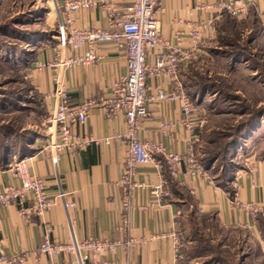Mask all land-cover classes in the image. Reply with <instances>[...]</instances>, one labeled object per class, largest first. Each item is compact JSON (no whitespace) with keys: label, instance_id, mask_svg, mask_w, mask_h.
Segmentation results:
<instances>
[{"label":"crops","instance_id":"obj_1","mask_svg":"<svg viewBox=\"0 0 264 264\" xmlns=\"http://www.w3.org/2000/svg\"><path fill=\"white\" fill-rule=\"evenodd\" d=\"M111 1L119 7L123 6L119 0ZM227 1L230 0H160L158 18L162 40L168 44L180 45L186 51L199 44V55L203 47L213 41L218 33L223 14L217 10V3ZM249 4L250 9L263 11L261 0H249ZM72 15L73 28L77 30L106 27L103 9ZM195 32L200 34L197 44ZM34 42L31 45L34 57L27 80L32 89L43 98L46 113L51 115L55 104V98L51 97L54 71H40L35 64L52 63L55 60L56 42L52 38L47 41L46 37L43 40L35 38ZM96 50L102 56L98 64L85 68H68L64 74L63 81L70 91L72 106H80L89 99L108 97L113 83L126 74V57L115 46L100 43L96 45ZM72 54V50L67 53ZM153 58L154 51L150 53L147 62L152 63ZM189 63L190 61L184 63L179 70L184 87V70ZM148 85L149 98L157 96L159 91H171L174 87L169 77L151 78ZM146 108L151 117L139 124V140L162 144L167 151L186 156L189 142L193 135L199 139L200 130L197 127L191 132L179 124L183 117L180 104L153 100L147 103ZM89 113L86 127L76 129L78 132L88 133L97 143H91L83 149L61 151L55 164L47 149L45 131L35 139L32 154L6 168L0 166V192L9 185L21 186V180L12 174V167L23 162L31 175L45 180L48 194L53 197L57 191V171L64 189L69 193L67 202L76 204L69 211L57 206L40 216L32 215L29 219L20 216L16 205H0V253L5 258L26 252V264H73L76 255L71 253H62L57 257L43 254L38 260L32 255L44 241L45 228L49 226L52 229L50 237L56 243H70L74 237L78 241L107 238L121 243L113 254H101V259L124 261L127 264H178L173 242L168 235L173 230L180 229L183 209L187 205L181 190L189 194L193 207L200 215H213L228 229H244L252 235L259 234L256 218L264 211V160L255 161L249 168L235 173L233 180L225 187L216 185L214 181L211 183L208 176L191 175L186 172L187 165L184 167L186 175L178 178L169 176L165 166L161 171L154 165L139 166L135 181L146 187L133 189L131 196L127 198L120 184L129 155V146L123 137L127 133L125 118L119 115L109 120L99 107L91 108ZM197 119L198 113L195 110L192 116L195 126ZM168 122H173L174 125L167 129L161 127ZM105 138L109 139L108 143L103 141ZM163 181L167 183L168 195L162 204L147 207L154 200L150 193L152 188ZM31 203L30 201L29 204ZM249 204L255 205L257 211L252 213ZM246 225L250 228H244ZM127 241H132L133 246H128Z\"/></svg>","mask_w":264,"mask_h":264},{"label":"rangeland","instance_id":"obj_2","mask_svg":"<svg viewBox=\"0 0 264 264\" xmlns=\"http://www.w3.org/2000/svg\"><path fill=\"white\" fill-rule=\"evenodd\" d=\"M249 10L240 17L224 14L215 39L184 70L186 93L204 120L195 158L216 185L264 160V22L260 11ZM57 28L52 0H0V161L14 164L29 140L47 131L50 115L27 80L30 42L54 40ZM180 192L187 205L178 264H264V211L256 218V236L200 215L189 194Z\"/></svg>","mask_w":264,"mask_h":264},{"label":"built area","instance_id":"obj_3","mask_svg":"<svg viewBox=\"0 0 264 264\" xmlns=\"http://www.w3.org/2000/svg\"><path fill=\"white\" fill-rule=\"evenodd\" d=\"M56 15H58L57 34L53 36L55 46V60L52 63L37 62L36 69L42 71L53 69L52 81L54 89L51 97L55 98L53 111L48 119L47 128V149L53 157V163L57 164V155L64 150L83 149L91 143H97L91 135L85 132H78L84 129L90 117V109L99 107L107 119L113 120L119 115L125 118L127 133L123 136L126 140L129 151L127 162L123 169L120 184L124 188V194L129 198L133 189L145 188L146 185L138 184L135 181L136 170L139 166H155L160 171L165 166L169 176L178 178L189 172L194 176H208L203 166L195 158L194 148L198 139L193 135L189 142V151L186 156L167 151L162 144L142 142L138 138V126L142 120L150 118L151 113L147 110L148 102L158 100L164 103L178 102L183 117L179 124L191 132L201 127L204 122L198 114L196 126L192 120L195 113L193 102L186 93L183 80L179 77L180 67L189 62L198 54L197 40L199 32H195L196 48L186 51L180 45L165 43L162 40L159 5L160 0H119L122 7L114 4L111 0H52ZM203 8H206L205 6ZM217 10L233 17L245 16L249 13V0H230L219 2ZM103 9L106 19V27L100 29L77 30L73 28V15L76 12ZM264 22V11L261 12ZM111 44L122 52L126 57V74L119 77L113 83L108 97L102 99H89L80 106L70 104V91L66 87L64 74L68 68L91 67L100 62L102 56L96 50V45ZM73 52L67 55L68 51ZM154 51L152 63L147 62L150 53ZM172 79L173 89L171 91H159L157 96L147 95L150 89L148 81L151 78ZM173 122L163 124L161 127L167 129L173 126ZM108 143L109 139H103ZM188 166L187 171L184 167ZM57 170V169H56ZM12 174L21 180V186H6L0 192V205H16L18 213L23 219H29L32 215L40 216L57 206L69 211L76 204L67 202L69 193L64 189L62 180L56 171L57 191L55 196H49L45 180L35 177L29 173L28 167L19 162L12 167ZM154 200L147 204L153 208L162 204L168 195L167 183L163 181L154 185L150 192ZM32 202L29 204V202ZM250 211L256 212L255 205H248ZM244 228L249 229L246 225ZM46 234L41 246L32 252L38 260L45 254L50 257H57L62 253L76 255L73 264H127L113 259H101V254H113L121 243L106 239L90 238L78 241L75 237L70 243L53 242L50 235L52 229L46 226ZM174 245L175 258L181 259L182 233L180 229L173 230L168 235ZM128 246H133L132 241H127ZM28 253L5 258L0 253V264H26Z\"/></svg>","mask_w":264,"mask_h":264},{"label":"trees","instance_id":"obj_4","mask_svg":"<svg viewBox=\"0 0 264 264\" xmlns=\"http://www.w3.org/2000/svg\"><path fill=\"white\" fill-rule=\"evenodd\" d=\"M251 11H255V9H253V10H251ZM256 12V11H255ZM257 13V12H256ZM39 39H41V38H39ZM44 39V38H43ZM34 40L35 39H32V41L30 42V45L32 44L33 45V43L35 44V42H38V41H35L34 42ZM30 65V64H29ZM31 66V65H30ZM39 97H40V95H39ZM41 98V97H40ZM41 102H42V104L44 103L43 102V98H41ZM44 105V104H43ZM37 138V137H36ZM35 138V139H36ZM35 139H33V140H29V142H28V145H25L26 146V149H25V151H24V153L19 157V159H17V161H20V160H22L23 158H25V157H27V156H29L30 154H32L33 153V145H34V141H35ZM27 146H31V148L32 149H28V152H27ZM15 158V157H14ZM13 158V159H14ZM16 159V158H15ZM12 163V159H10V158H6L5 160H2V161H0V166L2 167V168H6V166H9L10 164ZM234 177V176H233ZM233 177H231L228 181H227V183H224V184H219L218 186H221V187H225V186H227V184L228 183H230L232 180H233ZM210 217H213V218H215L216 219V217L215 216H210ZM217 220V219H216Z\"/></svg>","mask_w":264,"mask_h":264}]
</instances>
